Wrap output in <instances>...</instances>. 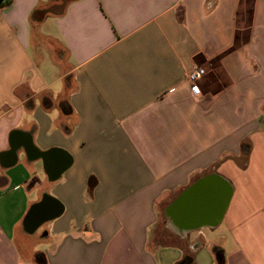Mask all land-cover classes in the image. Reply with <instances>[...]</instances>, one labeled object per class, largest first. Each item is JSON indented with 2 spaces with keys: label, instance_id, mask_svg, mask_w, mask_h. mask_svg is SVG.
Returning <instances> with one entry per match:
<instances>
[{
  "label": "crops",
  "instance_id": "crops-1",
  "mask_svg": "<svg viewBox=\"0 0 264 264\" xmlns=\"http://www.w3.org/2000/svg\"><path fill=\"white\" fill-rule=\"evenodd\" d=\"M183 261L264 264V0H0V264Z\"/></svg>",
  "mask_w": 264,
  "mask_h": 264
},
{
  "label": "water",
  "instance_id": "water-1",
  "mask_svg": "<svg viewBox=\"0 0 264 264\" xmlns=\"http://www.w3.org/2000/svg\"><path fill=\"white\" fill-rule=\"evenodd\" d=\"M229 197L230 189L225 181L210 175L195 184L181 197L178 203L187 205L186 209H183L188 211L185 216L190 222L200 223V221L208 219H217L218 221L226 209ZM53 211L55 208L52 210L50 205L36 206L31 210L29 220L37 221L41 216H48ZM211 212L213 216L210 217L209 213Z\"/></svg>",
  "mask_w": 264,
  "mask_h": 264
},
{
  "label": "built area",
  "instance_id": "built-area-1",
  "mask_svg": "<svg viewBox=\"0 0 264 264\" xmlns=\"http://www.w3.org/2000/svg\"><path fill=\"white\" fill-rule=\"evenodd\" d=\"M206 75L203 68L193 66L190 70L186 72L185 78L187 83L190 85L191 92H197V83Z\"/></svg>",
  "mask_w": 264,
  "mask_h": 264
},
{
  "label": "rangeland",
  "instance_id": "rangeland-1",
  "mask_svg": "<svg viewBox=\"0 0 264 264\" xmlns=\"http://www.w3.org/2000/svg\"><path fill=\"white\" fill-rule=\"evenodd\" d=\"M205 232L206 233H209L210 231H207V230H205ZM206 244V246L209 248V241H206L205 243H204V245ZM202 254H204V250H201V254H200V256H202Z\"/></svg>",
  "mask_w": 264,
  "mask_h": 264
},
{
  "label": "trees",
  "instance_id": "trees-1",
  "mask_svg": "<svg viewBox=\"0 0 264 264\" xmlns=\"http://www.w3.org/2000/svg\"><path fill=\"white\" fill-rule=\"evenodd\" d=\"M214 251H215L216 255H218V254H219L217 250H214ZM41 259H42V256H41V257H38V260H40V261H41Z\"/></svg>",
  "mask_w": 264,
  "mask_h": 264
},
{
  "label": "flooded vegetation",
  "instance_id": "flooded-vegetation-1",
  "mask_svg": "<svg viewBox=\"0 0 264 264\" xmlns=\"http://www.w3.org/2000/svg\"><path fill=\"white\" fill-rule=\"evenodd\" d=\"M64 1V0H63ZM186 261H183L181 264H184Z\"/></svg>",
  "mask_w": 264,
  "mask_h": 264
},
{
  "label": "bare ground",
  "instance_id": "bare-ground-1",
  "mask_svg": "<svg viewBox=\"0 0 264 264\" xmlns=\"http://www.w3.org/2000/svg\"><path fill=\"white\" fill-rule=\"evenodd\" d=\"M175 228V227H174Z\"/></svg>",
  "mask_w": 264,
  "mask_h": 264
}]
</instances>
